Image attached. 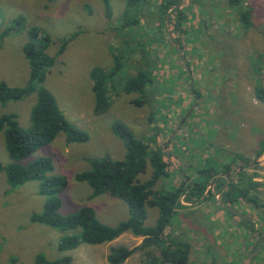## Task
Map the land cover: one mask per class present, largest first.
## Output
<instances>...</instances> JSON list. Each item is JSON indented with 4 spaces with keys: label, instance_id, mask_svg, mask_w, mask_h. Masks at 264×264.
Listing matches in <instances>:
<instances>
[{
    "label": "rangeland",
    "instance_id": "obj_1",
    "mask_svg": "<svg viewBox=\"0 0 264 264\" xmlns=\"http://www.w3.org/2000/svg\"><path fill=\"white\" fill-rule=\"evenodd\" d=\"M161 1L148 0L127 13V0H110L108 18L102 0H0V81L27 85L30 68L23 48L29 30L39 29L50 37L46 52L55 59L42 86L55 96L67 121L89 135L84 143H68L61 133L21 164L51 159L53 173L68 180L60 213L91 207L102 223L116 226L128 218L127 204L110 194L92 198L90 186L76 176L90 170V160L124 158V142L112 130L121 122L138 138H154L164 147L170 174L157 188L188 184L205 168L223 182L219 193L214 194L215 182L209 187L214 199L190 203L183 196L185 208L166 230V237L189 244L188 264H264V152L258 156L264 104L255 98L264 88V0H244L243 7L251 9L249 27L240 20L243 7L230 0H180L166 14ZM126 14L138 22L124 25ZM20 18L25 23L17 26ZM69 38L61 52L62 40ZM117 55L123 67L108 90L109 110L96 115L91 73L112 71ZM141 70L153 75L146 96L127 94L125 81ZM139 99L143 106L133 104ZM37 100L35 92L0 104V115L14 113L28 129ZM0 162L12 163L4 132ZM151 175L149 167L140 181ZM251 176L260 185L250 192L259 206L243 199L224 208L227 185L247 188ZM39 189V181L12 187L0 172V264H35L39 254L50 261L70 257L69 264H109L111 248L133 249L143 242L128 232L108 244L60 252L64 233L31 221L46 200ZM157 218L158 210L149 208L146 225L154 226ZM123 264H148L147 255L136 251Z\"/></svg>",
    "mask_w": 264,
    "mask_h": 264
},
{
    "label": "trees",
    "instance_id": "obj_2",
    "mask_svg": "<svg viewBox=\"0 0 264 264\" xmlns=\"http://www.w3.org/2000/svg\"><path fill=\"white\" fill-rule=\"evenodd\" d=\"M105 6V16H112L110 0H102ZM148 0H127L128 12L138 10ZM180 0H162V13ZM232 6L243 7L244 0H230ZM241 22L249 27L251 23V9L243 7L240 14ZM124 25H135V18L125 15ZM25 20H17V26H22ZM123 25V26H124ZM178 26V25H177ZM40 35L43 37L40 38ZM1 37H4L1 35ZM69 39H63L61 52L65 50ZM51 40L47 34H42L37 28L29 30V41L23 48V53L29 64V80L24 87H13L4 81H0V104L20 101L31 94L38 96L36 105L31 112V126L28 129L20 127L18 117L14 113L0 115V133L4 132L5 144L12 163L3 166L0 162V172L4 171L6 180L12 187L21 186L31 181H39V194L46 198L41 213L33 214L31 221L51 227L64 235L58 242V250L66 252L75 250L83 244L98 246L108 244L123 234L130 232L136 237H142L143 242L137 248L129 249L125 246L113 247L107 256L109 264H123L136 251H142L147 255L148 264H188L190 246L179 238L166 237V230L174 225L179 213L185 208L181 204L184 196L188 202H197L214 199V194L219 193L222 185L221 179H216V173L211 168L198 171V179L191 180L188 184L182 182L176 187H160L158 183L169 177V165L164 153V147L158 145L154 138L149 142L138 138L128 126L121 122L112 125V130L125 145L126 153L122 160H112L109 157L90 160V170L76 176V181L87 183L92 189V198L105 194L124 201L128 206V218L116 226L102 223L91 207H83L70 215H62L61 194L68 186L65 177L55 175L54 166L49 158L38 159L28 165L21 162L30 157L40 148L52 143L59 134H64L68 143H84L89 135L73 126L67 121L59 108L55 96L42 86L55 59L46 51ZM120 57H115V65L112 71L106 72L97 69L91 73L93 81V93L95 95V114L103 115L110 107L108 90L113 77L122 70ZM152 73L141 70L137 75L128 78L124 83V91L127 94L138 93L146 96L147 88L152 84ZM257 101L264 104V88L255 91ZM145 101L135 100L133 104L143 106ZM149 140V139H148ZM258 156L264 152V142ZM152 168L151 178L140 181V176ZM215 179V180H214ZM249 187L245 188L239 183L230 182L223 193L221 205L230 208L243 199L259 206L256 197L250 192L260 185L253 182L250 177ZM216 184L215 193L209 189L212 183ZM220 182V183H219ZM157 209L158 218L154 226H147L148 209ZM159 252L154 255L153 250ZM70 257L50 261L44 255L39 254L35 264H69Z\"/></svg>",
    "mask_w": 264,
    "mask_h": 264
}]
</instances>
